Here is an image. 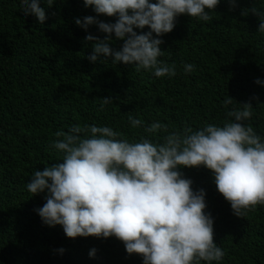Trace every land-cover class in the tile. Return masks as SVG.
Instances as JSON below:
<instances>
[{"label":"trees","instance_id":"1","mask_svg":"<svg viewBox=\"0 0 264 264\" xmlns=\"http://www.w3.org/2000/svg\"><path fill=\"white\" fill-rule=\"evenodd\" d=\"M40 6L47 16L43 23L24 14L21 0H0V264H143L142 256L128 254L115 236L70 238L61 225L44 224L35 209L45 203V193L32 194L27 182L36 169L62 160L53 146L62 137L55 134L73 124L110 125L129 139H161L165 130L147 134L144 128L155 121L166 124L167 132L219 124L230 119L228 111L251 103L249 122L264 137V85L255 82L264 80V33L257 31L260 20L251 11L264 10V0H220L209 21L180 14L160 45L159 59L177 65L173 77H156L111 57L91 62L94 42L85 36L106 34L96 25L85 30L75 23L97 15L83 0L51 5L40 0ZM111 35L110 47L119 49L123 41ZM188 62L196 66L191 73L183 71ZM108 96L113 102L101 109V98ZM229 96L232 103L226 105ZM129 116L144 126L131 127ZM180 171L193 190L206 192L213 240L226 252L211 264H264V204L237 216L210 169L181 166ZM93 247L97 251L90 257Z\"/></svg>","mask_w":264,"mask_h":264},{"label":"clouds","instance_id":"2","mask_svg":"<svg viewBox=\"0 0 264 264\" xmlns=\"http://www.w3.org/2000/svg\"><path fill=\"white\" fill-rule=\"evenodd\" d=\"M48 5L53 0H46ZM234 4L235 0H231ZM220 0H83L97 15L76 18L87 30L96 25L106 35L92 34L96 62L101 56L113 63L132 64L139 71L148 70L156 77L177 75L175 62L159 59L161 37L172 31L180 14L198 20L212 19ZM24 14L34 15L40 23L46 12L40 0H21ZM207 9V10H206ZM259 17L257 31L264 33V10L253 8ZM100 14L116 17L115 22L98 19ZM148 31L137 32L134 29ZM123 41L119 49L110 47L112 35ZM155 34V35H154ZM184 63L183 71L195 70ZM257 84L264 80L257 78ZM113 102L101 98V109ZM232 103L229 96L224 102ZM251 103L227 112L223 123H207L193 129L167 132L160 121L144 128L147 134L165 130L161 139L143 135L124 138L110 125L73 124L53 146L62 160L36 169L27 182L32 194L45 193V203L35 209L44 224L61 225L67 237L115 236L124 243L128 254L137 253L143 264H200L219 262L225 250L213 240L214 217L206 212V192L193 190L192 180L180 167L205 166L214 176L217 190L229 201L233 212L243 216L257 204H264V137L249 122ZM131 127H143L144 121L129 116ZM59 251L63 253L64 249ZM97 249L89 250V256Z\"/></svg>","mask_w":264,"mask_h":264}]
</instances>
